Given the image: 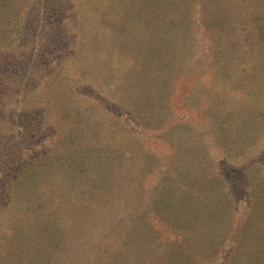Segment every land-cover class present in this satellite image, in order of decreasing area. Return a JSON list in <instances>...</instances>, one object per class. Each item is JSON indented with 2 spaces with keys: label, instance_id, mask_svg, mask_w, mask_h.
Segmentation results:
<instances>
[{
  "label": "trees",
  "instance_id": "16d2710c",
  "mask_svg": "<svg viewBox=\"0 0 264 264\" xmlns=\"http://www.w3.org/2000/svg\"><path fill=\"white\" fill-rule=\"evenodd\" d=\"M118 1H121L122 8L119 32L115 35L114 31L108 30L109 35L103 34L101 42L108 39L109 48H116L117 53L123 51L129 57L134 55V60L140 58V61L139 66L132 68L124 63H109L110 75H119L120 79L115 83V92L119 96L115 103L123 115L129 114L136 121L138 127L150 129L162 125V128L157 127L160 131L156 133H159L160 145L169 150L167 163H163L165 157L157 151L160 145L152 150L132 132L134 138L129 147L132 153L125 158L118 136L111 137L113 146L108 142L99 144L97 137L89 139L94 144L86 143L76 128L71 129L73 134L63 135L56 123L44 129L40 122H36L32 130L28 123L30 117H22V122L13 125V130L20 127L16 132L18 140H8L4 145H12L0 150V264H63L67 243L63 238L61 219L66 216V198L75 196L83 205L89 203V199L106 204L113 189L120 187V191L126 192L129 185L141 190L145 203L142 207L132 205L133 210L122 215L120 219L129 222L126 237L117 246L107 244L102 251L105 255L124 257L125 251H135L131 248L132 243L138 246L137 251H141L147 242L150 243V252L159 245L165 247L161 260L168 264H181L179 259L188 255L189 264L209 263V259H215L221 252L231 260L236 255L237 246L231 243V247L226 246V251L222 249L226 242L222 229L229 220H234V211L230 207L234 206L235 200L225 189L219 195L218 189L216 194L210 191L212 196L206 191L218 183L220 177L207 175V172L213 174L209 172L213 166L207 167L203 139L204 132L210 128L213 142L220 145L230 139L229 129L236 126L238 133L255 130L260 121L261 115L251 122L254 127L248 121L240 120L245 112L249 114L260 107L254 100L249 102L252 109L245 112L240 108L224 110L223 105L228 84L225 85L224 80L229 78L228 72L237 66L236 69H242L244 73V60L247 59L252 66L246 74L249 73L252 80L248 84L245 79L246 87L256 89V82H259L258 94L264 97V0ZM16 5L15 0H0V68L5 61L2 50L13 52L19 49L17 41L23 38L27 29L26 21L20 17L5 20V14L14 11ZM141 14L144 15L143 29L129 22V18ZM5 32L13 37L3 43ZM203 33L210 36L216 89H210L212 93L209 94L199 87L201 82L194 83L195 86L190 84L189 95L183 101L185 111L171 116L178 81L182 77L185 79L186 75L199 76L204 68L203 58L196 54L199 36ZM128 36L133 39L127 40ZM125 44L128 47L123 48ZM54 46L51 43L47 51L54 50ZM188 47L189 67L192 69L189 74L179 71V75L176 73L177 58ZM15 64L17 66L18 62ZM16 71L21 69L17 66ZM241 80H236L234 86ZM107 84L106 81L101 83V94L106 92ZM238 92L241 93L234 89L229 93L235 96ZM252 95L254 99L256 93ZM129 126L126 121L125 127ZM53 133L58 134L53 137ZM182 133L185 134V146L179 153L178 137ZM43 139L49 141L47 145L42 143ZM18 143L20 145L16 146ZM179 154L189 157V183L186 185L180 183ZM153 159L156 167L152 165L155 170L152 175L159 177L148 189L144 186V176ZM136 162L142 164L141 176L131 179ZM27 184L32 186L33 192L25 191ZM146 209L153 211L164 225L181 223V227L173 224L176 237L169 242L161 241L159 232L145 217ZM141 242H144L142 246ZM188 242L189 251L186 249ZM166 245L171 248L167 250ZM219 246L221 249L216 251Z\"/></svg>",
  "mask_w": 264,
  "mask_h": 264
},
{
  "label": "rangeland",
  "instance_id": "374dc122",
  "mask_svg": "<svg viewBox=\"0 0 264 264\" xmlns=\"http://www.w3.org/2000/svg\"><path fill=\"white\" fill-rule=\"evenodd\" d=\"M15 2L17 3L16 9L7 12L5 20H15V17H20L22 21H26L27 29L23 38L17 41L19 49L13 52L3 49L4 54L1 53L5 61L3 67L0 68V150L12 145V140H18L16 132L20 131V127L13 130V125L16 122H22L24 116L30 117L28 123L32 130L36 122H40L44 129L56 123L60 132H64L63 135L73 134L71 129L76 128L78 133H82L79 137L86 143L94 144L95 142H90L89 139L97 137L99 144L108 142L113 146L111 137L118 136V141L125 148H123L125 158L132 153L129 147L134 138L133 134L152 150L157 148L161 141L156 131H160L157 127L162 128V125H156L155 128L150 129L138 127L136 121H133L129 114L123 115L122 109L115 103L117 98L119 99L115 92L117 88L115 83H118L120 79L119 75H110L111 69L107 68L109 63L112 62L113 65L117 62L124 63L132 68L140 61V58L134 60V55L129 57L123 51L117 53L116 48H109L108 39L105 43L101 42L103 34L109 35L108 30L114 31L115 35L119 32L121 1L15 0ZM143 21L144 15L142 14L129 18L131 25H137L141 29L144 27ZM12 37L10 33L5 32L3 43L9 42ZM131 39H133L132 36L127 37V40ZM209 40L208 33L199 36L196 54L203 58L201 62L204 68L199 76L198 74H191L190 77L186 75L185 79L182 77L178 81L173 107L170 110L171 116L172 113L185 111L183 101L189 95L190 84L201 82L202 85L199 87L209 94L212 93L210 89H216L214 88L216 82L212 75L214 62L212 64ZM51 43L55 45L54 50L47 51ZM125 47H128V44H125L123 48ZM113 50L115 52H112ZM44 51H47L45 55H43ZM244 61H246L244 73L241 72L242 69H236V66L228 72L229 78L224 80V84H228L223 107L224 110L232 111L240 108L245 112L252 109L249 102L254 100L257 104L259 103L260 107L249 114L245 112L240 120L248 121L250 124L261 115L260 121L255 130L252 128L238 133L236 126L229 129L230 139L220 142V145L213 142L210 128L207 131L204 129L206 132H204L203 139L207 167L213 166L209 169V172L213 174L207 172V175L214 176L215 174L220 177L218 183L206 188V191L212 196L210 191L216 194L218 189L219 195L225 189L227 193L232 194L235 200L234 206L230 207L234 211V220H229L222 229L223 234H226V242L222 249L226 251L231 244L238 248L236 247L234 259L225 258L221 252L215 259H209L211 261L206 264H264V97L258 94L257 84L259 82H256V89L246 87L245 79L248 80V84L252 80L251 75L246 74L249 72L251 61L249 59ZM15 62H18L17 66L21 71H16ZM191 69L188 47L179 53L176 73L179 74L180 71L181 74H189ZM225 69L229 68L225 67ZM238 79L242 80L235 87L234 83ZM103 81L108 84L105 88L106 92L101 94ZM234 89L240 90L241 93L238 92V95L233 96L229 92ZM252 93H256L254 99ZM192 94H194L193 90ZM203 100L206 101V98ZM126 121L130 124L129 127H125ZM130 129L132 131H129ZM57 134L53 133V137ZM184 136L185 134L182 133L178 137L179 153L185 146ZM63 138L64 136L61 137ZM8 140L11 144L5 146ZM48 142L47 139H43L42 143L47 145ZM18 145L20 144L16 146ZM157 151L165 157L164 162L163 158L161 161L164 164L167 163L166 159L169 154L167 147L160 145ZM155 159L150 160L151 168L144 176V186L148 189L159 177L158 175L155 178L152 175L155 171L152 165L156 167ZM141 167V163H135V173L131 179L141 176ZM177 169L180 172L178 174L181 177V185L189 183V157L179 154ZM22 189L20 191L24 190ZM25 191L33 192L32 186L27 184ZM108 200L109 202L102 204L89 199V203L83 205L75 196L66 198V216H63L61 220L67 252L64 253L62 263L168 264L161 260L165 247L159 245L158 249L150 252L148 242L145 244L148 245L147 248L143 245L144 242H141L144 249L141 251H137L138 246L132 243L131 248L136 252L125 251L126 256L124 257L109 256L102 252L107 244L112 243L117 246L126 237L125 230L129 222L126 219L121 220L122 215L126 212L130 213L134 208L132 205L142 207L145 203L141 190L131 188L130 185L126 192L120 191V187L113 189ZM145 217L159 232L161 241L169 242L170 239L176 237L172 229L174 223L180 227L182 225L172 220H169L173 222L171 226L164 225L163 220L158 221L154 212L148 209H146ZM117 228L121 229L117 231ZM218 239L220 240V237L217 238V242ZM187 246L186 249L189 251V242ZM166 247L167 250L171 248L170 245ZM221 247L215 250L218 251ZM150 256H157V259H145ZM179 261L181 264H189V255L180 258Z\"/></svg>",
  "mask_w": 264,
  "mask_h": 264
}]
</instances>
